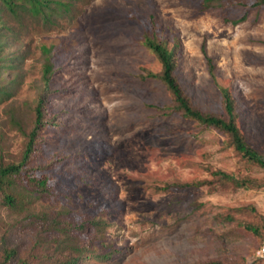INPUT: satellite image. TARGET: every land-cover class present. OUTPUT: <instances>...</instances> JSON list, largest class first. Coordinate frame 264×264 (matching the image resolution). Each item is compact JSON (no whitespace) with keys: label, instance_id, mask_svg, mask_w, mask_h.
Returning <instances> with one entry per match:
<instances>
[{"label":"rangeland","instance_id":"374dc122","mask_svg":"<svg viewBox=\"0 0 264 264\" xmlns=\"http://www.w3.org/2000/svg\"><path fill=\"white\" fill-rule=\"evenodd\" d=\"M75 7L53 24L30 20L19 28L30 54L12 96L0 102V161L21 156L42 86L40 47L55 44L47 102L55 125L45 129L35 162L53 165L61 200L44 199L36 209L101 222L83 264H264L257 255L264 232L246 227L262 226L264 187H235L212 174L264 179V169L243 159L219 129L148 105L173 97L161 80L146 77L162 64L143 42L146 30L129 18L154 15L169 27L185 94L202 110L224 114L227 88L238 126L264 155V8L235 23L197 0H77ZM14 73L0 81L9 86ZM21 219L0 206V256L14 224L7 237L20 254L34 246Z\"/></svg>","mask_w":264,"mask_h":264},{"label":"trees","instance_id":"16d2710c","mask_svg":"<svg viewBox=\"0 0 264 264\" xmlns=\"http://www.w3.org/2000/svg\"><path fill=\"white\" fill-rule=\"evenodd\" d=\"M76 2L77 0H0V77L7 70L15 72L9 86L0 81V102L12 96V83L17 82L23 75V64L30 54L29 46L24 49L21 43V34L25 29L19 28H24L25 23L30 20L53 24L58 13L72 11L76 8ZM197 2L203 9L220 7L224 18L235 23L246 20L252 11L264 8V0H197ZM129 18L131 23L146 30L143 42L162 64L159 72L150 71L146 77L161 80L173 97L170 104L148 105L165 115L180 113L183 117L198 121L204 126L219 129L227 135L229 144L243 159L264 169V155L249 144L237 124V111L230 91L227 88L223 89L224 114L207 112L195 106L185 94L175 74L176 49L169 48L166 39L169 27L159 26L154 15L138 17L130 13ZM17 43H20V47L17 48L19 50L6 53L8 46L14 47ZM40 48L44 55L42 86L33 109L31 128L29 131L23 130L26 141L20 158L14 161H0V206L22 217L18 222H25L24 228L31 230V233L29 230L28 233L34 240V246H31L26 256H22L19 243L12 244L13 241L7 237L10 231L19 227V224L12 225L11 230L4 235L0 264H83L91 257L94 250V234L100 230L101 222L91 217L73 222L63 218L62 211L53 213L47 209H36V205L42 203L44 199L61 200L57 188L58 177L52 170L53 165L35 162L41 152L40 145L44 140L45 129L55 125L54 119L47 113V102L50 82L57 72L53 61L57 49L55 44L51 46L43 44ZM209 62H212L211 58ZM210 65L213 68V65ZM212 174L222 183H230L235 187L249 189L264 187V179L252 175L237 176L223 169L212 170ZM261 224V228L259 224H247L246 227L262 234L264 221ZM82 232H85L83 236ZM96 256L108 259L111 253L103 255L97 253ZM211 264L223 263L218 261Z\"/></svg>","mask_w":264,"mask_h":264},{"label":"built area","instance_id":"2783aa9c","mask_svg":"<svg viewBox=\"0 0 264 264\" xmlns=\"http://www.w3.org/2000/svg\"><path fill=\"white\" fill-rule=\"evenodd\" d=\"M257 255L264 262V238L257 249Z\"/></svg>","mask_w":264,"mask_h":264}]
</instances>
